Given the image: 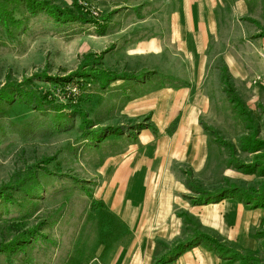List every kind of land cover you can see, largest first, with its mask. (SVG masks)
<instances>
[{
	"label": "rangeland",
	"instance_id": "obj_1",
	"mask_svg": "<svg viewBox=\"0 0 264 264\" xmlns=\"http://www.w3.org/2000/svg\"><path fill=\"white\" fill-rule=\"evenodd\" d=\"M177 12L203 27L208 59L190 57L185 36V54L128 55L169 47ZM130 148L138 160L147 149V166L118 179ZM125 182L131 200L164 202L162 217L136 221L156 224L144 238L126 236L113 207ZM261 198L264 0H0V264H118L134 240L152 264L196 247L240 264L205 236L264 264Z\"/></svg>",
	"mask_w": 264,
	"mask_h": 264
},
{
	"label": "crops",
	"instance_id": "obj_2",
	"mask_svg": "<svg viewBox=\"0 0 264 264\" xmlns=\"http://www.w3.org/2000/svg\"><path fill=\"white\" fill-rule=\"evenodd\" d=\"M176 14L177 15L175 16V18H173V20L171 21L170 26L167 27L168 30L170 29L169 32L171 33V36H173L169 47L167 46V44H164L165 47L162 46V42L160 44H156V43L154 44V46H158L157 48H152L150 44L140 43L137 44L135 48H130L128 55L129 56L136 55L139 57H143L146 55H151L153 53L159 54V53H163L164 48L166 49L165 51H167L173 56L176 55L175 53L177 52L179 53V51H181V54H185L183 48V42L181 41V39H183L185 36L186 42L184 43V45L190 57L192 56L193 58L200 59L201 61L203 60V57L208 59L207 51L209 50L210 42H209V37L207 38L206 33L204 32L203 27L199 26L198 27L199 31L197 32L193 24H190L189 26L182 24L179 21V13L177 12ZM223 54L226 55L225 53ZM225 59L226 58L224 57V60ZM203 67L204 66L199 67L198 72H205V69ZM177 93L178 92L173 93V91L171 90H165L164 92H162L161 95H163L164 96L163 98H165V97H172L173 94H177ZM180 93L181 92H179V94L177 95H180ZM132 151L134 150L130 148V150L127 151V154L117 155V157L115 158L118 160L119 163L115 171L116 173L119 174L117 176L118 179L127 178L128 180L132 176H135L137 172L144 171V167L147 166L145 165L147 164L146 161H144V159L148 155L147 149H145L142 152L143 158H141V160L139 159L140 161L138 160L136 153H133ZM143 161L144 163H141ZM119 182L120 181H118L117 184ZM126 182L124 186H120V184L118 185V189H120L119 194L121 195L120 197L121 199L116 201L113 204V207L114 209L117 210V215L124 223L123 226L125 230L124 234L128 237L133 236L135 238L137 237L144 238V236H149L152 234L153 231L156 230V224L152 225L150 224V222H148V224L146 223L143 226L144 221H146V218H144L143 220L142 216L144 215V213H147L149 216L148 218L149 221H151V217H153V220H155L154 217L156 216V212H159L160 215L162 213L161 210L165 208V205L163 201L156 202L154 198H151L150 194H148L150 191L145 192L144 194L145 197L141 199H136L134 201L131 200L130 198H128L129 193H126V189H127ZM143 187H145V182L143 184ZM140 217H142L141 220L139 219ZM138 220L143 223L141 227L137 226L136 224V221ZM165 230L168 232L167 226ZM174 230H176V228L171 231ZM167 232H163V233H167ZM170 234L172 235V232H170ZM137 242L138 241L134 240L131 244L128 245L119 243V246L117 247L119 248V252L116 258V262L118 264H152V255H151L152 246L142 245L141 243H137ZM168 264H225V263L212 252H209L202 247H196L190 251L183 253L180 257H178L177 259H175L174 261Z\"/></svg>",
	"mask_w": 264,
	"mask_h": 264
},
{
	"label": "trees",
	"instance_id": "obj_3",
	"mask_svg": "<svg viewBox=\"0 0 264 264\" xmlns=\"http://www.w3.org/2000/svg\"><path fill=\"white\" fill-rule=\"evenodd\" d=\"M38 3H34V2H30L28 3V6L31 8H35V6ZM40 5V4H39ZM46 5V4H45ZM44 5V6H45ZM43 6V5H42ZM47 6V5H46ZM45 9L48 13H50L51 15H53L55 18H58L59 20L61 19H74V18H78L77 16H75L74 12L70 10H61L58 8H51V7H46ZM73 12V14H72ZM257 199V198H256ZM254 199V200H256ZM264 200L263 198H261V201ZM199 239H202V236H198ZM207 240H200V244L202 242H206L210 245V250L211 251H215V253L220 254L221 257L223 256V258H225L226 256H230V260L231 262H240V264H259V262L253 258H251L250 256H243L241 254V252H235V249L231 248L230 246H228L227 244L222 243V241L216 237H208L205 236ZM198 239V238H197ZM183 246V244H180V248ZM179 248V249H180ZM228 259V258H225ZM251 262V263H250Z\"/></svg>",
	"mask_w": 264,
	"mask_h": 264
}]
</instances>
